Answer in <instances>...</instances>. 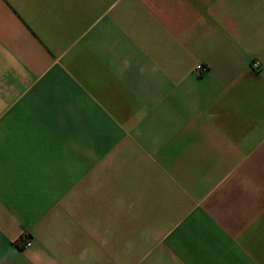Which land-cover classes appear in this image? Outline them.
<instances>
[{
    "label": "crops",
    "instance_id": "0c3cea01",
    "mask_svg": "<svg viewBox=\"0 0 264 264\" xmlns=\"http://www.w3.org/2000/svg\"><path fill=\"white\" fill-rule=\"evenodd\" d=\"M0 264H264V0H0Z\"/></svg>",
    "mask_w": 264,
    "mask_h": 264
},
{
    "label": "built area",
    "instance_id": "2783aa9c",
    "mask_svg": "<svg viewBox=\"0 0 264 264\" xmlns=\"http://www.w3.org/2000/svg\"><path fill=\"white\" fill-rule=\"evenodd\" d=\"M251 68L253 70H258L260 68V63L258 61H254L251 63ZM196 70L200 73H203L206 71V67H204L202 64H198L196 66ZM17 246L22 249L29 248L31 246V241L27 237L23 236L17 241Z\"/></svg>",
    "mask_w": 264,
    "mask_h": 264
}]
</instances>
